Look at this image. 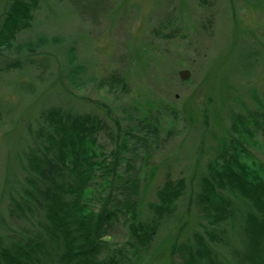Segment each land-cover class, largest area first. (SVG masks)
<instances>
[{
  "label": "rangeland",
  "instance_id": "1",
  "mask_svg": "<svg viewBox=\"0 0 264 264\" xmlns=\"http://www.w3.org/2000/svg\"><path fill=\"white\" fill-rule=\"evenodd\" d=\"M8 1L0 0V23ZM98 1L47 0L36 21L48 33L63 34L69 42L77 39L72 44L76 65L86 72L78 86L66 83L70 92L57 84L63 75L58 70L69 67L67 49L61 51L60 46L39 51L52 61L50 68L0 73L3 235L18 227L11 220L7 194L11 187L20 190L23 173L17 160L27 151L30 128L37 129L43 108L54 104L101 120L105 130L99 132L98 142L108 156L116 148L119 126L128 130L133 122L145 120L158 128L157 135L138 133L143 145L132 139L130 148L137 151L122 153L142 178L138 221L148 219L149 205L158 201L157 192L168 177L184 178L187 192L197 199L206 167L222 147L232 151V143L239 145L233 115L241 116L243 127L251 131L242 160L264 169V118L257 126L249 116L260 107L264 112V0H102L96 10ZM11 53L18 56L16 49ZM184 70L190 72L187 80L180 77ZM30 82L33 93L20 90L21 84ZM128 169L123 162L120 172ZM199 210L182 214L178 223L164 228L150 253L131 255L135 259L129 264H182L183 253L171 263V247L188 246L194 234H202ZM128 227L121 218L114 242L136 243ZM163 249L166 254L160 258Z\"/></svg>",
  "mask_w": 264,
  "mask_h": 264
},
{
  "label": "trees",
  "instance_id": "2",
  "mask_svg": "<svg viewBox=\"0 0 264 264\" xmlns=\"http://www.w3.org/2000/svg\"><path fill=\"white\" fill-rule=\"evenodd\" d=\"M44 2L8 1L0 23V73L4 76L22 67L50 68L52 61L39 51L60 46L61 51L67 49L69 67L62 65L58 70L63 75L57 84L70 92L66 83L78 86L86 68L76 65L72 44L77 39L69 42L63 34L36 26ZM100 6L102 0L96 10ZM104 18H95L94 23ZM40 28L44 31H35ZM13 49L17 57L11 56ZM19 88L33 93L34 83ZM260 110L249 114L257 126L264 123ZM232 119L239 145L232 143V151L225 146L224 151L219 149V157L200 177L197 199L187 192L184 178L168 177L157 192L158 201L149 205L148 219L138 221L142 178L122 153L137 151L135 146L130 148L132 139L143 145L138 133L157 135L158 128L144 120L123 130L116 121V148L108 156L98 142L99 132L105 130L101 120L63 105L44 107L37 129L30 128L27 151L17 160L23 173L18 179L20 190L7 191L11 220L18 227L11 228L13 233H0V264H129L135 259L131 255L137 258L152 251L164 228L198 209L203 232L194 234L188 246L173 244L171 263L183 253L182 264H264V169L242 160L251 131L243 127L241 116ZM145 160L149 162V156ZM125 161L129 169L123 174L120 167ZM121 218L129 224L136 243L114 242Z\"/></svg>",
  "mask_w": 264,
  "mask_h": 264
},
{
  "label": "water",
  "instance_id": "3",
  "mask_svg": "<svg viewBox=\"0 0 264 264\" xmlns=\"http://www.w3.org/2000/svg\"><path fill=\"white\" fill-rule=\"evenodd\" d=\"M190 72L188 70H184L180 72V77L182 80H187L189 79Z\"/></svg>",
  "mask_w": 264,
  "mask_h": 264
}]
</instances>
